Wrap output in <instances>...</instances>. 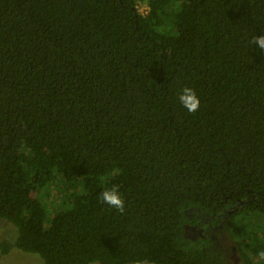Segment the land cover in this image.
Wrapping results in <instances>:
<instances>
[{
	"label": "trees",
	"instance_id": "obj_1",
	"mask_svg": "<svg viewBox=\"0 0 264 264\" xmlns=\"http://www.w3.org/2000/svg\"><path fill=\"white\" fill-rule=\"evenodd\" d=\"M143 2L142 15L135 0H0V219L16 228L0 255L227 264L235 248L254 264L264 252V50L250 43L264 0ZM186 86L195 113L178 100ZM110 184L123 214L98 201Z\"/></svg>",
	"mask_w": 264,
	"mask_h": 264
},
{
	"label": "rangeland",
	"instance_id": "obj_2",
	"mask_svg": "<svg viewBox=\"0 0 264 264\" xmlns=\"http://www.w3.org/2000/svg\"><path fill=\"white\" fill-rule=\"evenodd\" d=\"M50 191L51 192L46 198L47 206L52 205L51 207L53 206L58 207L59 205L58 199H56V194L53 193L54 189L50 188ZM202 215L203 214H200L201 217ZM254 215L260 216V214H254ZM261 216L264 217V214H261ZM253 224L255 225L254 218L251 217L250 215H246L245 217L241 218V221L239 222L238 225L239 227L243 228L242 230L248 231V229H250ZM205 228L206 226L203 225V227L199 231L205 234ZM12 229L16 232V228L12 223L0 219V240H2L3 237H5V239H9L12 235L11 234ZM257 260H255L256 262L254 264H258L259 261H263L261 256H259ZM0 264H43V262L36 255L25 253L16 248H13L8 253L4 255L2 254L0 255ZM92 264H97V263H92ZM227 264H245V263L240 258L238 251L234 248L233 253L230 256Z\"/></svg>",
	"mask_w": 264,
	"mask_h": 264
},
{
	"label": "clouds",
	"instance_id": "obj_3",
	"mask_svg": "<svg viewBox=\"0 0 264 264\" xmlns=\"http://www.w3.org/2000/svg\"><path fill=\"white\" fill-rule=\"evenodd\" d=\"M250 43L255 44L259 49L264 50V35L254 36ZM181 106L187 110L188 113H195L200 108V100L191 87H184L178 97ZM120 185L110 184L105 187L98 196V201L107 205L109 210H114L117 213L123 214L126 211V202L121 193ZM261 257H264L262 252ZM136 264H147V261H138Z\"/></svg>",
	"mask_w": 264,
	"mask_h": 264
},
{
	"label": "built area",
	"instance_id": "obj_4",
	"mask_svg": "<svg viewBox=\"0 0 264 264\" xmlns=\"http://www.w3.org/2000/svg\"><path fill=\"white\" fill-rule=\"evenodd\" d=\"M135 8L138 13L140 14H146L148 11V7L146 4L143 2V0H135Z\"/></svg>",
	"mask_w": 264,
	"mask_h": 264
}]
</instances>
